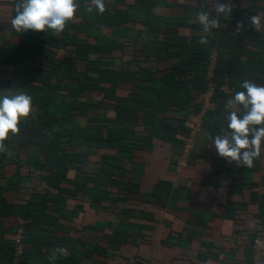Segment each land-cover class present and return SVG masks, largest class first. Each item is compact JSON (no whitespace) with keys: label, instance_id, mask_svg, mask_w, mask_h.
Here are the masks:
<instances>
[{"label":"crops","instance_id":"obj_1","mask_svg":"<svg viewBox=\"0 0 264 264\" xmlns=\"http://www.w3.org/2000/svg\"><path fill=\"white\" fill-rule=\"evenodd\" d=\"M251 1L226 0L232 8L230 15L222 16L218 29L204 32L195 17L200 11L214 14L217 0H103V12L93 0H75L73 18L62 32L54 33L50 29L17 31L11 24L17 0H0V49L8 51L16 64L0 65V91H22L33 99V110L23 127L17 134L10 133L0 150V243L12 245L18 226L25 223L31 224L30 242L25 245L28 249L33 239L49 240L46 232L35 230L38 223L21 216L29 212V205L41 202L36 200L39 194H47L50 199L45 211L55 214L60 227L68 229L70 238L77 241L75 253L80 264H244L251 245L252 250L264 251V150L251 167L229 163L211 145L214 137L223 133L203 126L193 138V165L180 169L179 145L185 136L167 138L161 123L162 109L155 105L158 97L148 99L158 109L156 122L148 129L141 126L134 133L124 134L121 142L125 148L120 150L116 143L98 144L96 137L106 138L108 128H112L108 120L117 116L116 101L106 95L128 99L130 108H142L141 99H130L134 84H117L113 90L109 84L103 85L105 94L87 92L86 104L77 108L69 106L67 95L77 87L87 67L93 70L91 64L95 63L103 71L151 77L152 82L139 83L145 89L142 95L153 96L158 90L177 94L178 104H194L196 91L176 86L177 81L187 82L185 73H174L183 66L185 57L175 46L168 51H163V46L181 39L214 37L213 49L218 53L224 35L234 34L232 41H225L226 55L244 48L247 52L251 48L249 42L244 43L247 25L256 30L251 17L258 15L264 22V12ZM260 32L264 34V30ZM52 36L64 44L57 45ZM35 51L64 62L66 72L62 69L63 74L48 81V65ZM90 77L98 81L94 71ZM223 91L233 93L229 84ZM163 99L171 101L169 97ZM40 100L49 102L51 115L62 119L55 127L62 134L58 137L65 150L61 156L67 160L81 154L86 157L82 167L69 163L68 181L62 188L73 196L49 189L44 180L48 173L38 167L45 161L39 154L40 144L50 138L51 131L38 118ZM181 105H172L167 112L170 123L182 125L180 121L187 119L188 109ZM188 120L194 127L192 114ZM124 126L117 124L119 129ZM88 176L94 179L88 182ZM162 180L179 188V196L167 206L141 201ZM131 182L139 184V195L129 193ZM101 189L108 193V199L97 204L94 194ZM128 225L135 232L128 231ZM48 227L55 236H63L55 227ZM115 230L131 232V242L108 246ZM59 253V247L41 246L30 254L29 264H60ZM2 261L0 249V264Z\"/></svg>","mask_w":264,"mask_h":264},{"label":"trees","instance_id":"obj_2","mask_svg":"<svg viewBox=\"0 0 264 264\" xmlns=\"http://www.w3.org/2000/svg\"><path fill=\"white\" fill-rule=\"evenodd\" d=\"M251 2L257 3L258 9L264 12V0H253ZM219 19L222 20L223 17L221 16L219 17ZM247 28H249V32L244 39V43L249 42L251 45V48L247 52L244 48V51L237 50V52H235L234 54L230 53L229 55H226L225 49H227L226 47L228 46L227 42L230 40L232 41V39L235 37L234 34L224 35L225 41L227 42L224 41L223 43L221 42V44L218 43L220 45V49H218L219 51L217 53L218 60L216 71L214 78L211 80L212 85L215 87L211 101L215 107L214 109L210 110L207 115L204 116L205 120L203 126L206 128L215 129L219 132H221L222 128H226L227 120L225 105L227 103V100L236 91L243 90L242 88H240V85L244 80H248V78H250L257 84H264V34L260 31L258 32L254 30L249 25H247ZM200 38L201 37L181 39L173 45L165 43V46H163L162 48L163 51H168L170 47L175 46L176 48L181 50V54L179 55H183L185 57L184 64L181 68L175 70L174 73H176V76L178 73H185V75L187 76V82L184 83L183 81H181V83H179L180 81H177L178 83H176V86L181 85L186 86L190 90L194 89V91H196L195 95L192 96L194 104H190L189 101L185 105L178 104V102H176L178 99L177 94L172 95L168 93H161L160 91L158 93V90L157 93H155L153 96L142 95V91L145 89H142V85H139V83H141L142 80L146 83H150L152 82L151 77L145 76V78H140V76L137 74H125L123 72L118 73L116 71L110 70L103 71L102 69H100L99 64L96 65L95 63H93L94 65L91 64L93 70L87 67L86 72L82 74L77 80V87L75 89H71L70 92H68L67 95H69V98L71 100L69 106H72V108H77L76 106H84L86 104V101L84 100L85 94L87 92H91L92 90L105 94V87L103 85L109 84L111 86L110 89L113 90L117 86V84L125 85L127 83H132L135 87L133 88V91L130 95V99H134V101L141 99L144 105L140 109L130 108L127 105L128 99L125 100L118 96L106 95L105 98L116 101L117 105L115 107V112L117 116L115 119L108 120L109 125H111L112 128H108L106 138L102 135H97L96 138L98 140V144L102 145L101 142H106L108 143V145H113L114 143H116V146L120 150H122L123 148H125L124 144L121 142V140L125 137L124 134L134 133V129L141 126H144L147 129L149 128V126H152L158 119V116L156 115L159 113L158 109H156L155 107L157 106L158 108L159 106L160 109H162L163 117L161 123L164 125V131L166 132L167 138L176 139V137L178 136H185L184 141L179 145L181 148V154L186 144L188 143L191 131L193 129L192 124L188 119L191 114H198L200 112L202 104L198 102V99L202 94L209 90L210 81H208L206 77L209 58L213 52H217V50L213 49V45L216 43L214 37H207V41L205 43H202ZM50 39L56 44L58 43L57 45L64 44L63 42L60 43V41L54 36H52ZM57 45L55 47H58ZM153 48L155 51L156 47L154 46ZM35 52L37 56H43V63H46L48 65L47 67L49 68V70L45 72V76L49 77L48 81H51L54 76L57 77L59 74H63L66 72L64 71L66 67V64L64 62H56L49 53L40 54V52L38 53V51ZM80 53H82L83 56H86L85 50L80 51ZM195 56H197V59L195 60V62H193V58ZM244 56H247V58H243ZM1 59H3L4 61ZM0 65L16 66V64H13V62L9 59L8 51H5L4 49H0ZM62 69L63 73H60ZM98 69L100 70L97 71ZM93 71L97 74L98 81L90 77ZM226 84H229L233 89L232 94H227L223 91V87ZM46 87L47 84L45 83L44 88ZM154 97H158L160 99L158 104H155V107L148 101V99H152ZM163 97H169L171 101L169 103L164 102ZM172 105H181V107H187L189 114L187 115V119L180 121L182 125H175L174 123H170L169 119L166 118V114L169 110H171ZM50 106L51 104L49 102L45 103L43 100H40L39 102L38 118L41 121L42 126H48L51 131L49 135L50 138L44 140L40 144L39 154L44 156L45 161H43L41 164L38 163V167L48 173L44 176V180L46 182V186H48L49 189H56L61 193H67L73 196L72 194L68 193V191L62 188V184H65L68 181L67 174L68 169L71 166L69 163L74 164V166L82 167V165L86 161V157L81 154L75 156L73 160H67L63 158V156H61L60 152H65V150L58 142V137L62 134L59 131L55 130V127L62 119L59 118V116L51 115L49 110ZM152 108H154L153 112H151ZM140 113H143V115H141ZM83 114L85 115L86 111L83 110L82 115ZM119 123H124L125 126L123 129H119L117 127V124ZM22 125L23 123L20 125V128L23 127ZM192 165L193 153L189 167H191ZM87 179V181L89 182V180L91 181V179L94 178L88 176ZM83 185L87 186L88 184L84 183ZM76 187L77 188L75 193H78L79 186ZM128 191L129 193H137L139 195V184L131 182L130 184H128ZM107 194L108 193H105L103 190L97 191V193L94 194L95 202H97V204L102 203V201L108 199ZM179 194V188H176L172 183L168 181L162 180L156 185L154 191L150 194H145L146 197H144V199H142L141 201L146 200L157 205L167 206L168 201L175 200L179 196ZM37 199L42 200H38L41 202L34 203V205H29L31 207L30 210L28 209L29 212L22 213L21 216L24 217L25 220L32 218L34 222L38 223V226L35 227V230L46 232L49 235V240L47 239L38 241L36 239H33L34 242H32L29 247L30 249H28V247L26 246H28L27 244H29L30 242L28 238L31 231V224H20L18 226V230L20 228L23 230L22 241L24 245V253L16 262L15 244L13 243L9 246L5 243H0V249L3 250V261L1 262V264H29L30 254L37 252L41 248V246L67 249V252H69V254L62 251L61 253H59L60 264H80L79 259L78 257H76L75 253L76 250H78L75 248L77 245V241L70 238V232L68 231V229L60 227L58 218L55 214H51L48 211H45L47 208V201L50 199V197L47 194H39L36 200ZM21 210L25 209L21 208ZM45 216L47 218H45ZM48 226L55 227L57 231L63 233V236H55L54 231L52 232V230H48ZM130 230L131 232L133 231L131 229V226L128 225V231ZM17 231L15 234H17ZM131 232L128 233L126 230L125 232L115 230L114 233L110 236L108 246L120 247L129 244L132 240ZM253 245H251V248L246 252L247 259L244 264H248L250 262Z\"/></svg>","mask_w":264,"mask_h":264},{"label":"clouds","instance_id":"obj_3","mask_svg":"<svg viewBox=\"0 0 264 264\" xmlns=\"http://www.w3.org/2000/svg\"><path fill=\"white\" fill-rule=\"evenodd\" d=\"M98 11L103 12V0H93ZM77 10L75 0H17L16 13L11 20L12 26L19 32L28 30H53L60 33ZM232 8L226 0H217L215 13L200 11L195 20L210 32L220 27L221 16H229ZM251 24L257 31L264 30L260 16H252ZM239 29V25H238ZM202 43L207 37L201 36ZM225 105L227 126L223 134L216 135L211 145L217 155L237 166H253L254 160L261 157L264 150V84L244 80ZM32 108V97L22 91L11 89L0 91V150L9 134H17L24 119ZM67 253V249L61 248Z\"/></svg>","mask_w":264,"mask_h":264},{"label":"built area","instance_id":"obj_4","mask_svg":"<svg viewBox=\"0 0 264 264\" xmlns=\"http://www.w3.org/2000/svg\"><path fill=\"white\" fill-rule=\"evenodd\" d=\"M218 55L216 52H213L209 58L208 68H207V80L210 81L209 90L202 94L198 102L202 104V108L198 114H192V118L196 119L195 125L191 131L188 143L186 144L185 148L183 149L182 153L179 155L178 158V166L180 169H185L190 166V162L192 159L193 153V138L195 134L202 129L204 123V116L207 113L214 109V104L211 101V98L214 94L215 87L212 85L211 80L214 78L216 65H217ZM23 230L20 228L17 231V234L14 236L13 243L15 244V256L16 262L20 259V257L24 253V245H23ZM248 264H264V251L259 249L252 250V255L250 262Z\"/></svg>","mask_w":264,"mask_h":264}]
</instances>
